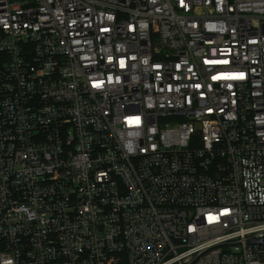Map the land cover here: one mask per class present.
Segmentation results:
<instances>
[{
  "label": "built area",
  "instance_id": "built-area-1",
  "mask_svg": "<svg viewBox=\"0 0 264 264\" xmlns=\"http://www.w3.org/2000/svg\"><path fill=\"white\" fill-rule=\"evenodd\" d=\"M0 264H264V0H0Z\"/></svg>",
  "mask_w": 264,
  "mask_h": 264
}]
</instances>
